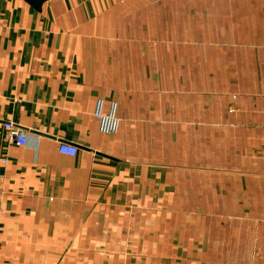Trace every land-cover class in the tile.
<instances>
[{
    "label": "crops",
    "instance_id": "crops-1",
    "mask_svg": "<svg viewBox=\"0 0 264 264\" xmlns=\"http://www.w3.org/2000/svg\"><path fill=\"white\" fill-rule=\"evenodd\" d=\"M0 264H264V0H0Z\"/></svg>",
    "mask_w": 264,
    "mask_h": 264
},
{
    "label": "built area",
    "instance_id": "built-area-1",
    "mask_svg": "<svg viewBox=\"0 0 264 264\" xmlns=\"http://www.w3.org/2000/svg\"><path fill=\"white\" fill-rule=\"evenodd\" d=\"M95 117L98 120L99 128L103 133H113L117 130L119 121L115 116L114 106H112L109 111L103 113L100 105H98ZM4 125L8 129L10 137L16 144L21 145L25 143V138L21 135V131L15 127L12 122H6ZM58 151L63 154L74 156L77 153V147L67 143H60L58 145Z\"/></svg>",
    "mask_w": 264,
    "mask_h": 264
},
{
    "label": "water",
    "instance_id": "water-1",
    "mask_svg": "<svg viewBox=\"0 0 264 264\" xmlns=\"http://www.w3.org/2000/svg\"><path fill=\"white\" fill-rule=\"evenodd\" d=\"M27 3H29L34 9L36 10H40L42 4L46 1V0H25ZM107 156V155H105ZM109 157V156H107ZM110 158V157H109Z\"/></svg>",
    "mask_w": 264,
    "mask_h": 264
},
{
    "label": "rangeland",
    "instance_id": "rangeland-1",
    "mask_svg": "<svg viewBox=\"0 0 264 264\" xmlns=\"http://www.w3.org/2000/svg\"><path fill=\"white\" fill-rule=\"evenodd\" d=\"M196 232H197V230H196Z\"/></svg>",
    "mask_w": 264,
    "mask_h": 264
}]
</instances>
